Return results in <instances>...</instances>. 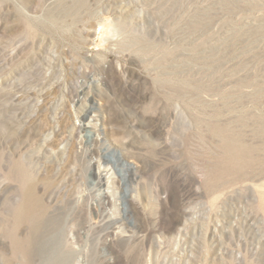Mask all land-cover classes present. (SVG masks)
<instances>
[{
	"label": "rangeland",
	"instance_id": "1",
	"mask_svg": "<svg viewBox=\"0 0 264 264\" xmlns=\"http://www.w3.org/2000/svg\"><path fill=\"white\" fill-rule=\"evenodd\" d=\"M263 204L264 0H0V264H264Z\"/></svg>",
	"mask_w": 264,
	"mask_h": 264
},
{
	"label": "bare ground",
	"instance_id": "2",
	"mask_svg": "<svg viewBox=\"0 0 264 264\" xmlns=\"http://www.w3.org/2000/svg\"><path fill=\"white\" fill-rule=\"evenodd\" d=\"M212 128L214 129V132L215 130H217V126H213ZM230 139L231 138L226 136L224 140V145L228 149V152L224 157V162L226 163L227 169L220 170L218 171L219 173H216L215 180L212 182L210 186L211 189L218 187L220 180H223L226 177H230V176L233 177L241 176L244 172H246V168L248 167L250 168V166L253 163H259V160L256 157L254 158V156H251L249 154L253 152L254 150L253 147L246 145L237 146L235 143L231 141L232 139L231 140ZM246 161H248L247 162L248 164L247 163L244 164ZM14 222L16 226L25 223H30L33 230L36 232H39L42 227L45 228L47 226L58 227L60 226V224H62L59 218L57 219L54 218V220L49 218V210L47 206L45 205L44 201L40 199V197L35 195L33 186L31 184H28L26 186V192L24 193V198L20 206L17 208V210L14 213Z\"/></svg>",
	"mask_w": 264,
	"mask_h": 264
}]
</instances>
